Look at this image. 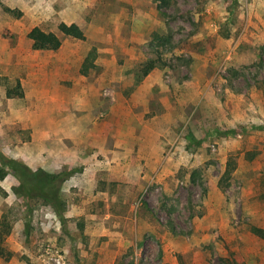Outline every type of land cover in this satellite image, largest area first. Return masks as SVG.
<instances>
[{
    "label": "rangeland",
    "instance_id": "rangeland-1",
    "mask_svg": "<svg viewBox=\"0 0 264 264\" xmlns=\"http://www.w3.org/2000/svg\"><path fill=\"white\" fill-rule=\"evenodd\" d=\"M0 154L1 261L264 264V0H0Z\"/></svg>",
    "mask_w": 264,
    "mask_h": 264
},
{
    "label": "trees",
    "instance_id": "trees-1",
    "mask_svg": "<svg viewBox=\"0 0 264 264\" xmlns=\"http://www.w3.org/2000/svg\"><path fill=\"white\" fill-rule=\"evenodd\" d=\"M156 1V0H154ZM164 1V0H161ZM161 5L159 4L158 10H161ZM57 31L63 36H68L78 40H84V35L78 26L75 24L66 25L60 23L57 26ZM28 39L31 41V48L35 51H56L60 47L59 37L52 33L46 32L39 27L32 28L27 34ZM153 64L147 62L143 69L142 74L139 76L138 81L142 76L146 75ZM5 96L7 98L11 97H21L22 89L20 83L16 81L13 88L5 86ZM0 164L7 166L14 174L16 180L18 181V194L22 198H39L43 204H48L59 211L61 202L58 200V183L56 180L52 179L50 175L46 172L38 169L34 172L28 170L26 166L19 162L10 161L2 157L0 154ZM5 177V172L0 167V180ZM1 231L4 233L2 234ZM9 232V227L5 222L0 225V242L3 236H6ZM1 254V253H0Z\"/></svg>",
    "mask_w": 264,
    "mask_h": 264
},
{
    "label": "crops",
    "instance_id": "crops-1",
    "mask_svg": "<svg viewBox=\"0 0 264 264\" xmlns=\"http://www.w3.org/2000/svg\"><path fill=\"white\" fill-rule=\"evenodd\" d=\"M207 100L206 101H208L207 102V106L210 108V107H212V106H217L218 104H219V101H218V103L217 102H215V100H212V98H211V96H209V95H207ZM80 102H84V101H80ZM82 103H81V105H82ZM205 104V103H204ZM210 105H212V106H210ZM0 264H23L22 262H20V261H18V260H9V261H1L0 260Z\"/></svg>",
    "mask_w": 264,
    "mask_h": 264
},
{
    "label": "built area",
    "instance_id": "built-area-1",
    "mask_svg": "<svg viewBox=\"0 0 264 264\" xmlns=\"http://www.w3.org/2000/svg\"><path fill=\"white\" fill-rule=\"evenodd\" d=\"M105 94L109 95V92H106V91H105ZM56 263L58 264V260L56 261Z\"/></svg>",
    "mask_w": 264,
    "mask_h": 264
}]
</instances>
